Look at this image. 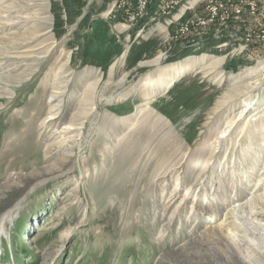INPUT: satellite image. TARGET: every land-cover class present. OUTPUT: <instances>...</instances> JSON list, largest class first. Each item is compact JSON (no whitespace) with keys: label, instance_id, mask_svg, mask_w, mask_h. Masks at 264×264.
Returning a JSON list of instances; mask_svg holds the SVG:
<instances>
[{"label":"rangeland","instance_id":"obj_1","mask_svg":"<svg viewBox=\"0 0 264 264\" xmlns=\"http://www.w3.org/2000/svg\"><path fill=\"white\" fill-rule=\"evenodd\" d=\"M172 2L139 25L149 8L132 22L138 0H67L70 16L62 0L17 1L13 17L41 21L0 28V216L13 215L0 264H196L192 238L225 217L245 227L246 212L264 214V80L215 110L252 82L236 78L264 64V45L242 37L254 22L239 0ZM157 57L193 66L146 99L138 83L157 76ZM142 109L144 132L130 133Z\"/></svg>","mask_w":264,"mask_h":264},{"label":"bare ground","instance_id":"obj_2","mask_svg":"<svg viewBox=\"0 0 264 264\" xmlns=\"http://www.w3.org/2000/svg\"><path fill=\"white\" fill-rule=\"evenodd\" d=\"M17 1L20 0H0V24H1L0 28L16 26L17 24L26 25L28 24L29 21H39V20L41 21V19L38 16H34L33 14L26 15L24 17L21 16L13 17L14 12L17 11L16 10ZM43 1L45 0H22V2L26 4L20 6V8L32 7V5H34L35 7L43 6V4H37V2L42 3ZM142 4H144V8H142V10L139 11V16H141L146 10V6H147L146 1H143ZM39 11L41 15L45 14V12H42L40 9ZM261 46L262 45H260V47ZM159 59L160 57H157L149 61L151 65L157 66L158 69L157 76L146 78L144 79V81L138 83V84L140 83L142 84L141 89L144 88L147 89L144 92V94H146L145 95L146 99L153 98L154 96H156V94H158V92H161L162 90L165 91L166 89L172 87L175 84L176 80L179 77H181L185 72H188L193 66V63L190 64L185 62L180 65H177L176 63L161 67L159 63L160 61ZM200 59L204 60L207 58L202 57ZM198 60H195L194 62H197ZM221 62L222 60L217 59L212 62L205 63L202 69L207 71H211V70L214 71L216 68H218L221 65ZM263 76H264V64L248 69L247 73H245L243 76H239V78L236 79L238 80L243 79V81L245 79H246L245 81L247 80L249 81L250 79L252 80V82L248 83V85L244 87L243 90H241L235 97L231 98L228 96L226 99L223 100V102L222 101L218 102V107H216L215 110L222 112L224 111L225 106L228 105L230 102L235 103L240 99H247L250 93L254 92V90L257 91L259 89V85L264 80ZM85 89L87 90V87ZM110 99L111 98H104L103 101L108 102L111 101ZM251 108L252 107H249V105L242 107V109L240 110V114H242L244 111L248 112ZM52 109H54L53 105L51 106L50 110ZM148 114H149V109L140 110L138 119H136L137 122L131 124L130 126L131 128V130H129L130 133L139 134V132L140 133L144 132V126L138 125V123L140 122L142 123L143 121H145ZM46 120H48V118H46ZM201 120H202V114H199L198 117L196 118V121H201ZM234 120L235 119L230 120L228 122L226 121L228 128L232 127V125L234 124ZM160 122H166L165 118L158 117L157 123ZM67 128L68 127L65 126V129ZM242 129L240 131V134L242 132ZM261 137L263 136L261 135ZM215 139H216L215 143L216 142L220 143L219 137H216ZM175 140H176V136H174V141ZM59 144L63 145L64 140L61 139ZM168 146L171 147V145ZM215 146L216 145H212L209 148L210 149V152H208L209 159L205 162L206 164L203 166V168L207 166L208 161L212 160V157L217 149ZM247 164L250 165V167H252L251 162H248ZM206 174H207L206 171L204 172V170H201L199 171V173H197V177L202 178L205 177ZM263 174H264V168H263ZM261 205L263 207L262 203ZM241 213L243 215L244 210H241L240 214ZM12 217H13L12 210L10 209L0 216V237L5 238L6 222ZM259 218L264 220V214L260 212H255L252 215L251 213L246 212L243 218L244 220L243 224L245 227H243L242 225L235 223L233 219L231 220V217L228 218L225 217L223 220L224 222L223 224H219L214 227L207 228L199 236L200 238L198 237L192 238V240L190 241L191 248L189 249V251H191L189 255L190 258L192 260H195L196 264H264V232L257 223L260 220ZM245 232L250 235H253L254 238L257 239V243H258L257 248H255L254 246H252L251 244L245 241L244 239ZM211 249L216 250L222 254H220L219 256H213ZM183 256L184 255L181 253L178 258L181 260L182 259L181 257Z\"/></svg>","mask_w":264,"mask_h":264},{"label":"built area","instance_id":"obj_3","mask_svg":"<svg viewBox=\"0 0 264 264\" xmlns=\"http://www.w3.org/2000/svg\"><path fill=\"white\" fill-rule=\"evenodd\" d=\"M172 2L173 0H168ZM243 7V12L241 15L246 17V21L252 19L254 22L253 30L247 31L242 37H247L250 41L257 42L258 45H264V8H259V1L264 0H239ZM173 4V2H172ZM225 8L224 6L220 5L216 8H212V14H210L209 21L212 22L214 20V14L217 9ZM144 8V4H142V0H138L136 7L132 13V22L136 21L135 19L139 16V11ZM226 14V13H225ZM239 17L240 16H236ZM229 16H227L222 24H225ZM223 20V18H222Z\"/></svg>","mask_w":264,"mask_h":264},{"label":"trees","instance_id":"obj_4","mask_svg":"<svg viewBox=\"0 0 264 264\" xmlns=\"http://www.w3.org/2000/svg\"><path fill=\"white\" fill-rule=\"evenodd\" d=\"M70 1H71V3H74L76 0H70ZM159 1L160 0H153V2L151 3L150 7H148L149 4L147 5V10L149 8L148 14H147L148 16L146 18H144L146 20L145 21H141L139 25H141L142 23L146 22L152 15H155L157 13V8L156 7H157V3ZM62 5H63V7L65 9V12L69 13V16H70V12H71L70 9H71L73 4H71V6H68L67 0H62ZM52 7H55V4H52ZM72 9H74V8H72ZM74 14L76 16H79L80 15V9H76ZM54 15H55L54 16V18H55L54 25H55V28H56V27H59L61 25V23L58 25V23L60 22L59 15H56V13ZM85 19H86L85 17L82 18V20L80 21V24L85 23ZM67 21L71 23L73 20H70V18H68ZM84 53H85V55H83V60H85L87 57H90V58L92 57L91 54L87 53V51H85ZM93 62H94L95 67L105 70L106 64H103L102 62L96 61L94 59H93Z\"/></svg>","mask_w":264,"mask_h":264}]
</instances>
